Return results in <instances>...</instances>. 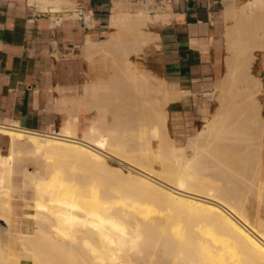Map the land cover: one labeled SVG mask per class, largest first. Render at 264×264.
Listing matches in <instances>:
<instances>
[{
	"label": "bare ground",
	"instance_id": "bare-ground-1",
	"mask_svg": "<svg viewBox=\"0 0 264 264\" xmlns=\"http://www.w3.org/2000/svg\"><path fill=\"white\" fill-rule=\"evenodd\" d=\"M30 3L61 7L60 12L76 7L73 0ZM52 13L55 19L58 12ZM166 18V14L127 13L117 7L110 18L108 39H87L91 55L119 52L113 72L122 79L130 67L133 80L128 88L136 98L145 103H151L154 96L160 100L154 107L155 116L163 121L167 139L154 151L156 163H150L142 153L136 155L139 151L124 139L126 132L102 121L89 126L82 138L68 131L44 134L24 130L14 122L0 123V136L8 139L7 151L0 149V264H8L12 243L18 239L26 256L24 264H264V220H252L245 207L253 194L264 203L260 178L263 117L260 114L258 121L257 116L248 118L250 126L244 127L248 121L244 116L246 122H240L244 126L236 123L239 127L234 124V128L232 123H220L215 115L186 145L169 136L167 106L171 98L164 82L130 59L131 55L146 54L148 24L163 23ZM225 18L236 21L225 33V44L234 45L231 53L243 57L264 51V0H247L238 9L226 10ZM245 28L248 37H244ZM230 67L225 70L232 83L224 87L225 92L242 72ZM255 84L262 92L260 81ZM113 87L91 84L81 101L97 105L110 95L108 91L117 88L120 92ZM236 133L246 141L240 152L251 165L249 176L253 175L252 179L248 176L243 194L229 186L243 176L239 172L246 168L242 158L234 169L231 161L214 151L220 138ZM221 144V151L229 150L223 141ZM26 155L44 160L51 173V178L29 176L37 196L30 232L33 240L14 237L9 230L14 162Z\"/></svg>",
	"mask_w": 264,
	"mask_h": 264
},
{
	"label": "crops",
	"instance_id": "crops-1",
	"mask_svg": "<svg viewBox=\"0 0 264 264\" xmlns=\"http://www.w3.org/2000/svg\"><path fill=\"white\" fill-rule=\"evenodd\" d=\"M172 1L158 35L160 65L155 77L164 82L171 98L168 134L186 145L204 131L218 109L257 108L221 102L228 82L219 14L223 0ZM113 9H117L115 0H86L79 11L64 10L53 19L54 13L30 0H0V123L82 137L98 117L81 101L85 88L94 82L87 78V39L101 42L109 37ZM254 78L261 83L257 100L264 134V51L257 54ZM263 138L260 178L264 182ZM248 202L249 216L264 220V205L257 203L254 194Z\"/></svg>",
	"mask_w": 264,
	"mask_h": 264
},
{
	"label": "rangeland",
	"instance_id": "rangeland-1",
	"mask_svg": "<svg viewBox=\"0 0 264 264\" xmlns=\"http://www.w3.org/2000/svg\"><path fill=\"white\" fill-rule=\"evenodd\" d=\"M73 1L76 3V7H74V11L75 10L78 11L81 8V6L85 7L86 0H73ZM245 1L247 0H223V5L221 6V12L219 13L221 17V21L224 25V34L222 37V42L225 47V53H226V58H225L226 68L227 65L228 67L229 65H231V67L234 68L237 67L239 69H242V72L236 77V83L231 85L229 90L222 94L221 102L222 104L226 103L231 105H251L257 108V109H218L216 117L219 119L220 123H222L223 125L227 124L230 126L232 123L233 124L232 127H234V124L236 123H238L240 127H243L244 126L243 123L246 122L244 116L249 121V122L247 121L248 123L247 122L245 123L246 126L244 127H249L250 121L253 118H256V116L257 118L255 120L258 121L260 119L259 115L261 114V109H259L260 103L257 100L259 88L256 86L255 84L256 79L254 78V75L256 74L257 57L256 58L253 57L255 55L257 56L258 52L260 51H254L252 55L251 52H249L250 54L247 53L243 57H238L233 53H231L230 51L232 49L234 50L233 48L234 45L233 47H231L228 44H225V42L227 43V40H225L226 39L225 33L227 27L233 26L236 23L235 20H231V21L226 20L225 18L226 10L238 9L242 7ZM77 4H80V6H78ZM39 5L40 8H43L45 11H50V12L61 11L60 9L61 7H57L53 5H45V4H39ZM116 7H119L122 11L127 13H136V12L145 13L143 9L131 4L126 0H115V8ZM165 14L167 13H163L160 15H165ZM73 17L74 18L78 17V14H75V16ZM153 23L154 22H150L148 24V27L146 28V35L148 40V43L146 44L145 47L146 54H144L141 57L136 55H131L130 59L131 61L135 62V64L140 66L143 70L147 71L149 75L151 74L152 77L156 78L155 76H157L159 72V65H160L159 53H158V35L162 23H157V24L156 23L153 24ZM252 23L254 25L255 22ZM247 26L248 24L246 25V27ZM244 32H245L244 37H248L247 36L248 31L246 30V28ZM117 53L119 52L115 51L109 54H104L99 52L91 55L88 53L86 49L85 61L87 63V68H88L87 78L94 80L93 84H96L100 87L101 86L103 87L105 84H109V86L113 84L114 87L116 85L119 91L120 92L123 91L124 93V94H120V92L118 93V91L116 90L117 88L113 87L115 91H108V93L111 92L110 95L108 94L105 97H103L104 100L103 101L100 100L102 101L101 103L100 101H98L99 103L97 105L95 104V101L88 103L89 105L88 110L95 111L98 114V117L96 119L97 121L96 122H94L95 120L92 121L89 126H91L93 123L101 124L100 122L102 121V124L108 126L109 128H117L121 132H126V134L124 133V139L126 141L128 140V142L131 144L134 150L139 151L136 153V155H141L140 153H142V155L145 156L150 163L151 162L156 163L158 159L154 154V151H156L157 148L159 149L161 147L160 145L167 139L163 121L157 120L155 116L156 111L154 107L156 106L157 103H159L160 100L154 96V98H151V103H149L150 101L148 103H145L144 101H140L138 98H136L135 97L136 94L133 91L131 93V90L128 87H130V84L133 80V75L132 72L130 71L129 66L126 67L127 69L126 74L122 75L123 77L126 76L124 79L123 77L122 79L120 78L121 80L118 79L120 75L115 76L117 73L113 72V68H115L116 66L115 62L119 57V54ZM229 77L230 76L227 75L226 72V78L228 81L227 86L232 83ZM247 84L248 86H250V89L241 88L246 86ZM125 85H126V89H125ZM121 87H123L125 90L123 88L121 89ZM109 90H113L112 87H110ZM126 90L128 91V93ZM125 94L128 96L126 97ZM129 97L131 99H129ZM132 97L134 98V101L132 100L133 99ZM138 103L140 104L139 107H138ZM99 104H101V106ZM137 110L140 111V114L138 116L136 115ZM108 118H110V120L112 121L111 122L108 121ZM248 118L251 120H249ZM241 120L242 121L245 120V121H243V123L241 124L240 123L242 122ZM238 124H236V126H238ZM239 134L240 133H236L235 136L236 137L238 136L240 138ZM235 136L231 138L233 139L235 138ZM238 137L233 140L230 137H228V139L220 138V140L224 142L223 145L228 146L225 148H228L229 150L227 151V149H225L224 151L223 148L221 151L220 149L223 146L219 148L222 145L221 144L222 141H220L219 143L218 142L215 143V146H218V144L220 145L216 147L214 151L219 155L221 154L220 156H225L228 162L231 161V164L229 165L234 169L237 167L236 164L239 165L240 163H242L241 160L244 162L246 168L239 170L240 175L243 174V176H241L239 180H234L229 185L231 189L242 190L243 191L242 194H243L247 192L248 189L247 178L251 173V165L248 159H245L244 154L240 152L242 150L243 145H245L246 141L243 142L244 139L241 140L243 136L240 139ZM7 147H8V139L4 136H0L1 151L5 153L7 151ZM29 156L28 155L22 156L20 159H17L14 162V173L11 182L12 192H10L9 194L10 197L8 196L12 201V212L10 215L9 230L11 231V233H13L12 235L14 237L20 238L22 236L23 238H26L28 240H33V236L31 235L30 232L31 229L33 228L34 216L36 211L35 198L37 196L35 189H33V187L30 184L31 179L29 176L31 175V176L51 178L50 177L51 173L47 169L46 162L44 160L37 159L35 156L33 157L32 155ZM204 156L205 155L201 156L203 162L205 161ZM238 157L239 159H236ZM240 158L242 159L240 160ZM256 201L259 205L261 204L264 205L262 201H258V200ZM245 205H246L245 207H250L251 203L247 202L245 203ZM25 257H26L25 254L22 252L21 240L18 239V243L16 242L12 243V250L8 254V264H24Z\"/></svg>",
	"mask_w": 264,
	"mask_h": 264
},
{
	"label": "built area",
	"instance_id": "built-area-1",
	"mask_svg": "<svg viewBox=\"0 0 264 264\" xmlns=\"http://www.w3.org/2000/svg\"><path fill=\"white\" fill-rule=\"evenodd\" d=\"M131 4L143 9L149 15L168 13L171 8L172 0H126Z\"/></svg>",
	"mask_w": 264,
	"mask_h": 264
}]
</instances>
